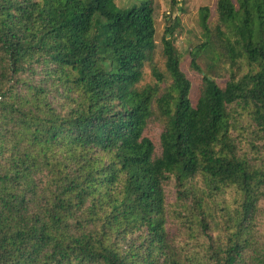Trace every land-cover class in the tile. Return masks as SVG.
<instances>
[{"label":"trees","instance_id":"1","mask_svg":"<svg viewBox=\"0 0 264 264\" xmlns=\"http://www.w3.org/2000/svg\"><path fill=\"white\" fill-rule=\"evenodd\" d=\"M215 15L192 103L149 0H0V264H264V0Z\"/></svg>","mask_w":264,"mask_h":264},{"label":"rangeland","instance_id":"2","mask_svg":"<svg viewBox=\"0 0 264 264\" xmlns=\"http://www.w3.org/2000/svg\"><path fill=\"white\" fill-rule=\"evenodd\" d=\"M153 8V23L155 29V45L157 47L154 52V63L156 68L162 70V59L160 57V39L162 37L164 28L172 22L175 15L178 19V24L173 32V45L178 53L180 68L186 74L191 83L190 99L193 103L198 93V87L200 85V74L191 70L188 66L189 56L188 51L196 45H199L203 39L202 31L198 24V10L206 7L208 11L207 24L212 29L217 24L215 15V3L216 0H149ZM139 0H114L117 7L127 9L131 5L138 4ZM235 5V0H231ZM181 8L179 12L178 9ZM206 55H201L197 60V65L202 72H208L207 68L210 66ZM210 63V62H209ZM214 64V65H213ZM212 65L215 66L211 73L215 78V82L219 87L223 86V83L227 80L228 72L227 65L224 63L216 62ZM238 65L237 68H232L233 75H239L245 68ZM144 81L141 84L152 81L150 76V68L145 65L142 68ZM243 125L246 123V119L243 117L240 120ZM162 124L158 118H155L150 122L149 133L152 134V138L156 140ZM173 200V197H172ZM173 220H169L170 225L167 227L169 234L174 236L176 241L186 240V230L179 219L175 215L170 216Z\"/></svg>","mask_w":264,"mask_h":264}]
</instances>
